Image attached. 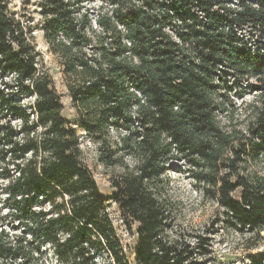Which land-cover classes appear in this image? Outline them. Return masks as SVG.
Listing matches in <instances>:
<instances>
[{"label":"trees","instance_id":"obj_1","mask_svg":"<svg viewBox=\"0 0 264 264\" xmlns=\"http://www.w3.org/2000/svg\"><path fill=\"white\" fill-rule=\"evenodd\" d=\"M15 1L0 0V155L25 235L0 230V264H128L81 132L118 169L113 195L138 224L141 264H206L202 250L210 253L206 240L171 231L165 174L175 160L233 227L264 231V0H102L95 19L84 0H41V31L63 66L77 127ZM246 91L259 98L247 125L227 130L232 95ZM248 264H264V252Z\"/></svg>","mask_w":264,"mask_h":264},{"label":"rangeland","instance_id":"obj_2","mask_svg":"<svg viewBox=\"0 0 264 264\" xmlns=\"http://www.w3.org/2000/svg\"><path fill=\"white\" fill-rule=\"evenodd\" d=\"M41 0H16L12 7L24 14L28 22L34 28V35L37 42V50L42 55L44 64L51 74L55 89L57 90L63 104L62 115L68 119L72 125L78 126L77 111L73 105L60 59L48 50V46L43 38L41 24ZM102 0H84L83 10L89 12L94 19L103 10ZM232 99L238 108L233 120L222 117V123L229 130L231 125H239L244 129L249 119V105L259 100L255 92L246 91L243 95L233 94ZM33 99L26 100L30 102ZM259 103V102H258ZM248 108V109H247ZM19 121L15 122L18 125ZM81 135V148L83 150L84 162L93 173L102 195L105 197L108 213L121 241L123 252L128 264H141L136 256L137 245V223L128 224L121 214L120 207L114 199L115 189L112 187V177L118 171L117 168L105 166L99 159L98 144L90 140L84 133ZM131 161V160H130ZM8 162L4 161L0 155V230H5L10 236H24L23 225L13 214L11 202L8 199ZM264 174V160L257 166ZM168 182V198L172 203L173 221L172 233L197 244L204 239L208 244L210 253H204L206 264H248L249 256L264 252V231L261 233L250 230L240 231L233 227L221 207L214 199L207 196L202 185L197 183L189 170V165L185 160L172 161L169 170L165 174ZM240 190L233 193L238 199ZM31 236L27 235L26 242H30ZM45 255L55 261V254L49 246L44 248ZM111 258L106 256L99 258V264H108Z\"/></svg>","mask_w":264,"mask_h":264}]
</instances>
